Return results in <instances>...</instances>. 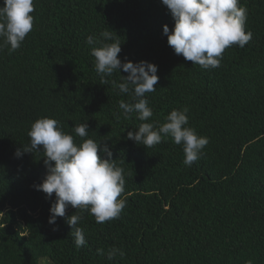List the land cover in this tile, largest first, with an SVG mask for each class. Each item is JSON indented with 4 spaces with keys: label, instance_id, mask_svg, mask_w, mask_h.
<instances>
[{
    "label": "trees",
    "instance_id": "16d2710c",
    "mask_svg": "<svg viewBox=\"0 0 264 264\" xmlns=\"http://www.w3.org/2000/svg\"><path fill=\"white\" fill-rule=\"evenodd\" d=\"M240 6L252 39L204 69L169 46L163 27L175 21L162 0H34L33 29L19 49L0 51V264H264V0ZM105 30L120 41L122 63L158 66L157 90L145 94L149 121L121 114L119 101L130 97L111 81L122 82L123 69L101 84L86 41ZM185 107L187 126L209 138L190 167L171 137L151 148L128 139L139 124L158 126ZM43 117L59 121L76 144L109 146L125 177L118 219L97 223L69 205L49 223L55 193L34 187L48 172L43 146L15 154ZM81 123L84 138L73 131ZM74 214L87 241L81 248L67 222ZM112 248L124 256L109 260Z\"/></svg>",
    "mask_w": 264,
    "mask_h": 264
},
{
    "label": "clouds",
    "instance_id": "9594fccd",
    "mask_svg": "<svg viewBox=\"0 0 264 264\" xmlns=\"http://www.w3.org/2000/svg\"><path fill=\"white\" fill-rule=\"evenodd\" d=\"M162 3L175 21L174 29L170 30L168 25L163 27L169 46L177 55H183L187 61L204 69L219 67L226 48L232 45L243 48L252 39V33L245 31L248 10L240 6V0H162ZM33 12L34 0H4L0 6V51L4 48L15 51L21 47L33 29ZM86 43L92 46L91 55L95 58V70L102 85L110 83L107 77L116 71L123 69L128 73L127 77L122 76L120 83L111 81L120 93L130 97L128 102L119 101L121 114L127 119L135 113L140 121H149L153 110L145 94L157 90L158 66L147 61L122 63L119 58L121 43L108 30L101 32L99 39L88 36ZM188 111L187 107L173 109L164 123L157 126L156 122H143L129 131L127 137L146 148L171 137L176 145H183V163L190 167L203 154L209 138L187 126ZM73 131L76 136L87 137L88 124H75ZM28 136L30 145L24 146L23 150L17 149L15 154L20 157L23 152H39V147L43 146L48 172L43 182L34 187L49 198L55 193L50 224H55L57 217H64L69 205L78 211L87 210L95 216L97 223L119 218L126 206L124 199H118L124 192V170L112 159V151L106 143L88 138L76 144L73 135L50 117L33 122ZM98 153L106 154L107 158ZM81 219L77 214L67 219L73 228L71 234L77 248L87 243L84 230L78 226ZM97 251L104 254L103 249ZM117 253L124 256L122 250L112 248L108 251V259H113Z\"/></svg>",
    "mask_w": 264,
    "mask_h": 264
}]
</instances>
